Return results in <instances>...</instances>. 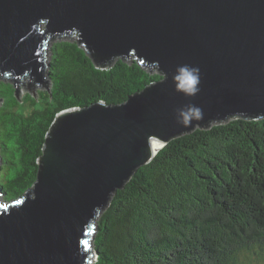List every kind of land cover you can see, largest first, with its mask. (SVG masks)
Listing matches in <instances>:
<instances>
[{
    "label": "water",
    "instance_id": "95a60500",
    "mask_svg": "<svg viewBox=\"0 0 264 264\" xmlns=\"http://www.w3.org/2000/svg\"><path fill=\"white\" fill-rule=\"evenodd\" d=\"M74 34L95 61L134 57L162 78L56 114L32 188H0V264H91L98 217L170 140L264 117V0H0L1 74L35 93L49 41Z\"/></svg>",
    "mask_w": 264,
    "mask_h": 264
},
{
    "label": "trees",
    "instance_id": "16d2710c",
    "mask_svg": "<svg viewBox=\"0 0 264 264\" xmlns=\"http://www.w3.org/2000/svg\"><path fill=\"white\" fill-rule=\"evenodd\" d=\"M52 40L48 83L36 94L29 89L21 100L17 91L30 80L16 89L0 72L6 200L32 188L58 112L120 103L162 78L134 57L95 61L77 34ZM96 224L91 264L264 263V117H231L173 138L113 195Z\"/></svg>",
    "mask_w": 264,
    "mask_h": 264
},
{
    "label": "rangeland",
    "instance_id": "374dc122",
    "mask_svg": "<svg viewBox=\"0 0 264 264\" xmlns=\"http://www.w3.org/2000/svg\"><path fill=\"white\" fill-rule=\"evenodd\" d=\"M52 42H53V40H52V41L50 40V41H49V44L51 45ZM47 59H48L47 61H48V63H49V54L47 55ZM46 69L48 70V67H47ZM26 80H28V79H26ZM26 80H25V81H26ZM26 83H27V82H26ZM36 89H38V87L35 88V92H36ZM45 89H46V88H45ZM27 90H28V89H27V87H26V84L20 87V94H19V97H20L21 100L24 98V96H25ZM35 94H36V93H35ZM30 109H31V107H28V106H22V107H21V110H22L23 112H25V113L29 112ZM262 264H264V263H262Z\"/></svg>",
    "mask_w": 264,
    "mask_h": 264
},
{
    "label": "clouds",
    "instance_id": "9594fccd",
    "mask_svg": "<svg viewBox=\"0 0 264 264\" xmlns=\"http://www.w3.org/2000/svg\"><path fill=\"white\" fill-rule=\"evenodd\" d=\"M184 116V121L185 123L189 122L190 119L194 118V117H191V116H187V114H182ZM195 118H199L198 116L195 117Z\"/></svg>",
    "mask_w": 264,
    "mask_h": 264
},
{
    "label": "snow or ice",
    "instance_id": "6c2138e0",
    "mask_svg": "<svg viewBox=\"0 0 264 264\" xmlns=\"http://www.w3.org/2000/svg\"><path fill=\"white\" fill-rule=\"evenodd\" d=\"M192 81H189V83H191Z\"/></svg>",
    "mask_w": 264,
    "mask_h": 264
}]
</instances>
